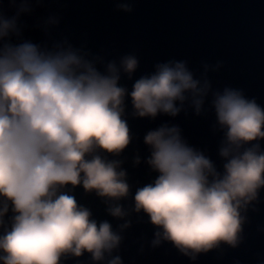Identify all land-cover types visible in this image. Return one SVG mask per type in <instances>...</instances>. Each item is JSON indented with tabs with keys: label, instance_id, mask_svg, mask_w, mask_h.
<instances>
[{
	"label": "clouds",
	"instance_id": "obj_1",
	"mask_svg": "<svg viewBox=\"0 0 264 264\" xmlns=\"http://www.w3.org/2000/svg\"><path fill=\"white\" fill-rule=\"evenodd\" d=\"M31 6L32 0H7L11 14L0 10V264H59L62 255L83 252L103 261L120 234L61 189L81 185L105 200L111 216L126 217L119 203L129 192L126 172L103 155L129 143L125 96L140 117L175 116L186 101L200 114L210 82L194 77L185 61L170 60L129 91L118 81L135 71V55L108 61L101 71L96 58L67 42L12 43L10 37L20 36V15ZM116 7L131 11L132 5L118 0ZM210 105L223 133V170L188 145L178 126L163 124L144 136L147 163L158 175L133 196V210L156 228L151 243L169 241L193 259L222 243L237 245L242 213L264 187V150L251 143L264 138V109L230 87L212 91ZM107 264L122 262L112 256Z\"/></svg>",
	"mask_w": 264,
	"mask_h": 264
},
{
	"label": "water",
	"instance_id": "obj_2",
	"mask_svg": "<svg viewBox=\"0 0 264 264\" xmlns=\"http://www.w3.org/2000/svg\"><path fill=\"white\" fill-rule=\"evenodd\" d=\"M130 2L131 11H124L116 7L118 0H32L31 10L18 20L20 36L10 37L12 43L30 40L46 47L67 42L89 58H96L101 71L108 61L118 63L124 55H135V71L130 77L121 73L118 81L129 91L134 81L151 73L157 63L170 60L185 61L194 77L206 76L211 86L200 114L186 101L175 116L158 113L155 117H140L133 114L130 98L125 96L122 118L129 130V143L118 154L103 155L119 160L120 168L126 172L129 192L119 203L128 215L111 216L105 200L81 185L61 189L78 205L88 208L98 223L108 221L121 240L103 261H93L88 252L80 256L67 253L60 257L59 264H107L112 256H119L122 264H264V187L242 213L245 220L237 245L222 243L196 254L194 259L166 240L154 246L151 242L155 226L142 211L133 210L136 189L153 182L158 175L147 163L150 148L144 136L149 130L163 124L178 126L186 143L222 171L224 160L218 150L223 133L210 105L212 91L239 89L264 109V0ZM6 3L0 0V10L10 15ZM48 17L58 22L46 25ZM251 143H259L264 150V138ZM10 216L11 212L6 214V222ZM124 220L129 224L121 229Z\"/></svg>",
	"mask_w": 264,
	"mask_h": 264
}]
</instances>
